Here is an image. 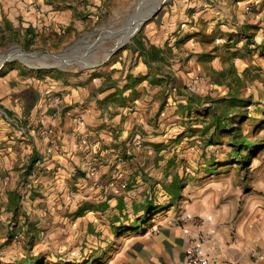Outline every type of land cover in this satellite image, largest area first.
I'll list each match as a JSON object with an SVG mask.
<instances>
[{"label": "crops", "instance_id": "crops-1", "mask_svg": "<svg viewBox=\"0 0 264 264\" xmlns=\"http://www.w3.org/2000/svg\"><path fill=\"white\" fill-rule=\"evenodd\" d=\"M145 1L0 0V48L15 42L44 47L32 53L34 62L0 65V195L5 206L24 203V211L51 223L74 213L90 232V218H104L105 205L125 199L104 195L78 172L95 167L98 177L93 179L101 185L102 178L115 177L118 165L131 171L132 163L140 161L135 157L141 150L136 145L143 146L140 139H164L156 132L169 125L178 91L188 76L204 71V27L223 22L224 14L236 9L264 19V0H175L140 25L99 20L104 13L114 17L122 9L143 8ZM13 57L0 56V64ZM51 59L55 62L49 64ZM50 94L61 96L60 107L48 100ZM49 131L54 140L47 137ZM145 144V149L159 147ZM127 154L134 158L126 159ZM118 158L126 160L116 165ZM256 188L215 211L209 225L215 232L205 244L212 262L264 264V178ZM201 213L208 214V206ZM6 214L0 213V220ZM154 233L140 245L142 264H184L189 243L182 232L165 226Z\"/></svg>", "mask_w": 264, "mask_h": 264}, {"label": "rangeland", "instance_id": "rangeland-1", "mask_svg": "<svg viewBox=\"0 0 264 264\" xmlns=\"http://www.w3.org/2000/svg\"><path fill=\"white\" fill-rule=\"evenodd\" d=\"M174 2L146 0L143 8L122 9L114 17L104 13L99 20L140 25L139 22L154 20L164 7ZM146 12H149L148 20L142 18ZM249 12L233 10L224 14L223 22L220 19L219 23H212V27H204L207 40L214 37L210 43L201 42L207 48L202 59L204 71L188 76L186 86L178 91L176 104L170 106L175 109H169V125L156 132L164 139L157 143L140 139L143 146L137 144L136 148L141 150L135 154L140 161L132 163L131 171L125 172L118 165L127 158H134L127 154L126 159H117L115 177L106 182L102 178L101 185L93 179L98 177L95 167L78 172L92 187L106 193L104 195L112 193L113 198H121L116 195L121 194L125 199L120 204L115 200L113 206L105 205L104 218H90V232H86L88 224L79 223L74 213L67 221L56 220L54 224L49 219L35 217L29 210L24 211V203L5 206L6 201L0 195V213H8L0 220V226L5 228L0 231V264H30L32 260L40 264H142L140 245L149 236H156L157 230L170 226L183 235V229L194 225V220L186 219L188 215L195 220L214 216L222 206L258 191L256 181L264 178V19L258 20ZM39 49L44 47L24 48L15 42L0 48V56L6 58L14 54L5 65L16 61L28 64L34 62L32 53ZM48 61L49 64L55 62ZM196 84L197 90H192ZM193 94L202 98L203 108H192L189 112L188 97ZM233 97L238 98L236 107ZM206 108L211 112L206 113ZM215 111L234 119L232 129L237 128L239 134L254 144L255 154L251 150L243 154L250 157L247 165L238 161L243 157L235 154L237 148L231 145L233 141L228 134L222 133L220 138L217 135L216 143H209L212 134L218 131ZM241 114L244 117L240 119ZM145 143L159 147L156 151L145 149ZM113 185L120 189L118 193L111 190ZM177 188H181L180 194L174 198L171 193ZM149 203L164 210L139 224V218L145 213L143 210L135 212L134 206L144 207ZM205 205L209 213L203 215ZM136 225L141 226L132 229ZM96 228L100 230L94 233Z\"/></svg>", "mask_w": 264, "mask_h": 264}, {"label": "trees", "instance_id": "trees-1", "mask_svg": "<svg viewBox=\"0 0 264 264\" xmlns=\"http://www.w3.org/2000/svg\"><path fill=\"white\" fill-rule=\"evenodd\" d=\"M247 35V34H246ZM259 51H262V48L259 49ZM201 97L193 94L192 96L188 97V100L190 102H187V107L189 109V112H191L192 108H197V109H202L203 108V104L201 102ZM232 100L234 101V106L236 107L237 105H239L238 98L237 97H233ZM231 101V103L233 102ZM193 102L195 104H193ZM237 103V104H236ZM206 113H210L211 109L210 108H206ZM244 115H240V119L243 118ZM214 121H215V125L217 128V132L212 134V136L209 139V143L211 144H215V140L214 138L219 135V138L221 137L222 133L224 134H228V137L233 141L232 142V146L237 148L235 151V154L237 156H242L243 160H238L240 162H242V164L247 165L250 157L248 158V156H243V154L247 151V150H251L252 152H254V154L256 153V150H254L255 146L252 142H250L249 139H247L246 137L242 136V134H239L238 129H232V125L231 123H233L234 119L229 118L228 116H225L224 114H218L217 111H215V116H214ZM219 132L221 134H219ZM243 150H240L242 149ZM260 148V147H259ZM180 190L181 188H177V190H174L171 195L176 198L179 196L180 194ZM134 210L135 212H140V211H144L145 215L144 217L139 218L138 223H144L145 221L149 220L151 218L152 215H156V213H160L162 212L164 209L157 208L155 207V205H153L152 203L147 204V206H134ZM141 226V225H140ZM139 225H136L135 227H133L132 229L138 228L140 227ZM30 264H40V262L38 260H32Z\"/></svg>", "mask_w": 264, "mask_h": 264}, {"label": "built area", "instance_id": "built-area-1", "mask_svg": "<svg viewBox=\"0 0 264 264\" xmlns=\"http://www.w3.org/2000/svg\"><path fill=\"white\" fill-rule=\"evenodd\" d=\"M197 83V82H196ZM192 90H197V84L194 85V88L191 87ZM48 100L55 103L56 107L61 106L62 98L58 94H50ZM79 122L82 121L80 117L76 118ZM47 137L51 140L52 135L49 131L47 133ZM52 140H54L52 138ZM54 144V141H52ZM53 152V145L48 148V153L51 154ZM189 220H194L193 227H188L183 229V237L188 240L189 246L184 258V264H221L217 261L212 262L211 257L206 251L205 244L209 235H212L215 230L210 232L209 225L213 224V217H207L205 219H196L192 215H188L186 218ZM256 255V254H254Z\"/></svg>", "mask_w": 264, "mask_h": 264}, {"label": "water", "instance_id": "water-1", "mask_svg": "<svg viewBox=\"0 0 264 264\" xmlns=\"http://www.w3.org/2000/svg\"><path fill=\"white\" fill-rule=\"evenodd\" d=\"M6 60H8V59H6ZM6 60H4L0 65H3V64H5V62H6Z\"/></svg>", "mask_w": 264, "mask_h": 264}]
</instances>
